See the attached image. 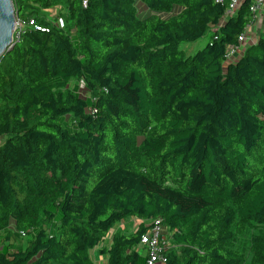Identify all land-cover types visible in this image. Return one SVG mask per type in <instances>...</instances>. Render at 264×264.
<instances>
[{
	"label": "trees",
	"instance_id": "16d2710c",
	"mask_svg": "<svg viewBox=\"0 0 264 264\" xmlns=\"http://www.w3.org/2000/svg\"><path fill=\"white\" fill-rule=\"evenodd\" d=\"M12 1L40 30L0 57V264H145L156 221L164 264H264V26L225 60L252 0Z\"/></svg>",
	"mask_w": 264,
	"mask_h": 264
},
{
	"label": "built area",
	"instance_id": "2783aa9c",
	"mask_svg": "<svg viewBox=\"0 0 264 264\" xmlns=\"http://www.w3.org/2000/svg\"><path fill=\"white\" fill-rule=\"evenodd\" d=\"M215 4L223 5L226 0H212ZM241 0H228V7L225 11L227 16L232 15L238 8ZM249 12L251 14V23L246 27L245 31L238 36L236 46H229L225 51V60H235L241 57L248 46H252L256 41H251L250 37L254 32V27L257 21L264 22V0H252ZM58 23L62 25V21L58 19ZM33 26L36 30H40L32 20L26 22L20 20L18 17L15 22L14 39L19 37L20 31L25 26ZM140 245L147 251L148 257L145 264H164L165 255L163 251L167 248V242L162 235V230L159 222H154L148 232L141 238Z\"/></svg>",
	"mask_w": 264,
	"mask_h": 264
},
{
	"label": "water",
	"instance_id": "95a60500",
	"mask_svg": "<svg viewBox=\"0 0 264 264\" xmlns=\"http://www.w3.org/2000/svg\"><path fill=\"white\" fill-rule=\"evenodd\" d=\"M18 14L12 0H0V57L14 46L15 22Z\"/></svg>",
	"mask_w": 264,
	"mask_h": 264
},
{
	"label": "rangeland",
	"instance_id": "374dc122",
	"mask_svg": "<svg viewBox=\"0 0 264 264\" xmlns=\"http://www.w3.org/2000/svg\"><path fill=\"white\" fill-rule=\"evenodd\" d=\"M135 4L137 6V17L138 18L147 17L152 14V12L149 11L146 7H144L138 0H136ZM58 11H59V8L54 9V12L52 15L57 17ZM212 34H213V29L211 28L209 31H207V33L202 38H200L199 40L195 42H182L180 44V48L186 52L187 56H192L197 50L203 48L210 41ZM118 228L120 229L122 228V230H124L125 232H131L133 231V229L136 228V222H134L133 220L125 221L124 223H122V226ZM241 242L244 244H248V239L245 238Z\"/></svg>",
	"mask_w": 264,
	"mask_h": 264
},
{
	"label": "crops",
	"instance_id": "0c3cea01",
	"mask_svg": "<svg viewBox=\"0 0 264 264\" xmlns=\"http://www.w3.org/2000/svg\"><path fill=\"white\" fill-rule=\"evenodd\" d=\"M51 16H52V18L55 17L54 15H50V18H51ZM263 26H264L263 21H260V20L257 21V23L255 24V27H254V32L252 33V35L250 37L251 41H256L258 39V36L263 31ZM129 220H133L134 222H136V225H138L142 222L141 220L133 219V218L128 219V221ZM120 226H122V223L120 224ZM108 237H110V236H108ZM108 237H107V239L109 240ZM108 240H106V241H108ZM92 253H93V263L94 264H105V259L101 255L98 254L96 249H94Z\"/></svg>",
	"mask_w": 264,
	"mask_h": 264
}]
</instances>
